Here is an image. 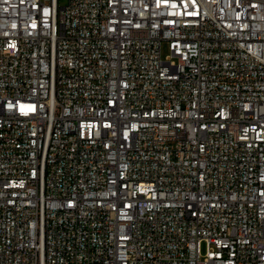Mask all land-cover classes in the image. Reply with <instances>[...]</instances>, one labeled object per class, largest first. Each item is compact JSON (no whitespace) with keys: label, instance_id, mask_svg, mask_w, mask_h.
Listing matches in <instances>:
<instances>
[{"label":"built area","instance_id":"1","mask_svg":"<svg viewBox=\"0 0 264 264\" xmlns=\"http://www.w3.org/2000/svg\"><path fill=\"white\" fill-rule=\"evenodd\" d=\"M0 264H264V0H0Z\"/></svg>","mask_w":264,"mask_h":264},{"label":"rangeland","instance_id":"2","mask_svg":"<svg viewBox=\"0 0 264 264\" xmlns=\"http://www.w3.org/2000/svg\"><path fill=\"white\" fill-rule=\"evenodd\" d=\"M61 2H64V0H60ZM169 54L168 48H167V44L165 42L162 43V47H161V57L165 58L166 55ZM204 249V244H202V250Z\"/></svg>","mask_w":264,"mask_h":264}]
</instances>
